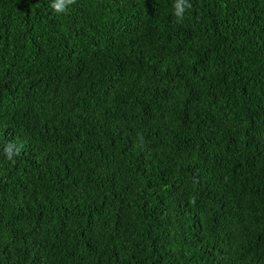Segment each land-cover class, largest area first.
<instances>
[{
  "label": "trees",
  "instance_id": "obj_1",
  "mask_svg": "<svg viewBox=\"0 0 264 264\" xmlns=\"http://www.w3.org/2000/svg\"><path fill=\"white\" fill-rule=\"evenodd\" d=\"M173 3L0 0V264H264V0Z\"/></svg>",
  "mask_w": 264,
  "mask_h": 264
},
{
  "label": "clouds",
  "instance_id": "obj_2",
  "mask_svg": "<svg viewBox=\"0 0 264 264\" xmlns=\"http://www.w3.org/2000/svg\"><path fill=\"white\" fill-rule=\"evenodd\" d=\"M74 0H50V7L56 14H65ZM192 8L191 0H174L172 14L177 23L183 22L185 14ZM20 153V147L15 142L9 141L3 147V155L8 160H13Z\"/></svg>",
  "mask_w": 264,
  "mask_h": 264
}]
</instances>
